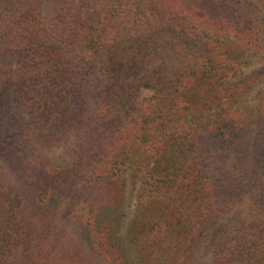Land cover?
Here are the masks:
<instances>
[{
    "label": "trees",
    "instance_id": "obj_1",
    "mask_svg": "<svg viewBox=\"0 0 264 264\" xmlns=\"http://www.w3.org/2000/svg\"><path fill=\"white\" fill-rule=\"evenodd\" d=\"M259 58L264 0H0V264H264Z\"/></svg>",
    "mask_w": 264,
    "mask_h": 264
},
{
    "label": "rangeland",
    "instance_id": "obj_2",
    "mask_svg": "<svg viewBox=\"0 0 264 264\" xmlns=\"http://www.w3.org/2000/svg\"><path fill=\"white\" fill-rule=\"evenodd\" d=\"M250 65L245 67L246 73L251 72L255 70L256 68L262 66L264 64V58H259L257 60H249L248 61ZM263 90V88L256 87L247 97V101L245 104L251 103L253 104L258 97L260 96V92ZM150 94L147 92H144L142 96L148 97ZM70 151V147H59L54 150H46L42 153L44 156V159L53 163V164H60L68 155V152ZM138 186V183L135 184V181L132 176H130V179L128 181V192H127V198L125 205L122 209V215H124L123 220V230L124 232L126 228L128 227V224L132 221L135 212H136V204H137V191L136 188Z\"/></svg>",
    "mask_w": 264,
    "mask_h": 264
}]
</instances>
